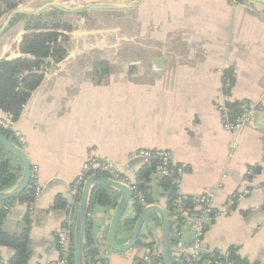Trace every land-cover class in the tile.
Segmentation results:
<instances>
[{"label":"crops","instance_id":"crops-1","mask_svg":"<svg viewBox=\"0 0 264 264\" xmlns=\"http://www.w3.org/2000/svg\"><path fill=\"white\" fill-rule=\"evenodd\" d=\"M133 1L23 0L18 7L34 10L47 3L75 7ZM82 10L83 16L77 15L81 10L63 15L73 25L67 57L56 64L49 61L42 82L15 120V129L25 137L23 150L31 165L39 168L41 192L30 201H10L1 230L14 234L27 226L26 264H56V233L67 224L65 204L83 161L88 156L115 161L120 174L133 182L141 164L129 160L133 151L167 149L174 163L185 164L177 185L184 195L213 191L215 206L222 207L234 193L248 191L229 205L226 216L207 225L203 251L229 255L232 248L238 260L264 264V4L141 0L132 8ZM109 13L122 14L124 27L104 22ZM7 15L0 18V26ZM24 25L17 20L0 35V59L19 54ZM124 47L139 49V55L127 49L123 70L108 73L102 83L95 81L94 61L115 64ZM226 80L229 89L224 88ZM228 101L257 103L253 120L236 132L222 124ZM14 163L16 185L22 167L20 161ZM255 165L261 170L251 175L249 167ZM148 187L154 204L164 208L155 175ZM110 193L116 204L119 193L112 189ZM114 206L89 207L97 264H143L161 251L160 226L151 228L152 248L113 250L107 228ZM132 215L129 203L121 220ZM121 220L116 233L120 243L133 226ZM180 239L185 248L190 247L188 225L182 227ZM13 254L11 247L0 245V263ZM177 261L183 264L182 259Z\"/></svg>","mask_w":264,"mask_h":264},{"label":"trees","instance_id":"trees-1","mask_svg":"<svg viewBox=\"0 0 264 264\" xmlns=\"http://www.w3.org/2000/svg\"><path fill=\"white\" fill-rule=\"evenodd\" d=\"M23 0H0V18L16 9ZM244 1V0H236ZM85 10L77 12V15L83 16ZM65 12L48 8L43 12L36 14H15L13 15L9 26L17 20L24 21V33L18 45L20 57L0 59V112L9 114L12 119L16 120L21 114L23 106L26 104L31 93L40 85L44 78V71L40 70V66L46 67L49 61L56 64L63 60L68 53L69 33L73 29V25L69 20H65L62 16ZM31 56V57H29ZM109 71V63L105 59L94 61L92 64V75L95 81L102 83L107 77ZM232 82V79L230 80ZM242 102L228 101L225 108L229 119L232 120L234 115L239 112V106ZM0 132L6 137L13 139L9 130L0 127ZM14 140V139H13ZM19 159L11 152L0 146V191L9 189L16 181L18 167L14 161ZM155 161L141 163L135 177L133 195L130 199L131 207L134 209V215L121 220L127 226L133 225L138 214L143 209V204L139 198V192L142 199L147 204H154L155 198L151 195L148 182L152 175L158 180L161 195L164 196V209L169 217L171 226L173 224L172 215L177 214L181 208L190 209V201L184 199L182 205H178L175 201V185L171 177L159 176L155 174ZM259 166H250V174L260 172ZM28 191V193H27ZM81 191V190H80ZM110 189L103 186H95L90 196V205L99 204L102 206H114L112 202ZM30 201L32 199V191L29 186L20 194L11 199L2 201L0 206V224L6 214L7 204L14 200ZM160 226L159 218L155 214H151L147 219L143 229L141 238L136 247L152 248L153 242L150 240L151 228ZM90 220L86 219L83 229V263L97 264L100 260L96 259L97 246L96 241L90 231ZM144 239V240H143ZM146 239V241H145ZM175 239L172 236V242ZM28 228L25 226L19 233L8 234L0 228V245L9 246L14 250L13 256L0 264H26L28 251ZM234 250L231 248L228 258L237 262H242L234 256ZM152 264H163L161 251L150 255ZM237 259V260H236ZM183 263V262H182ZM174 264H179L174 261ZM184 264V263H183Z\"/></svg>","mask_w":264,"mask_h":264},{"label":"built area","instance_id":"built-area-1","mask_svg":"<svg viewBox=\"0 0 264 264\" xmlns=\"http://www.w3.org/2000/svg\"><path fill=\"white\" fill-rule=\"evenodd\" d=\"M40 70L45 71L44 66H40ZM230 81L226 80L224 88L229 89ZM222 112L223 127L231 132H236L245 124L253 120L254 112L257 111V103L253 101L242 102L239 106V112L230 120L227 115L225 106ZM0 115V127L9 130L15 143L23 148L25 146V137L19 130L15 129V120L12 117L2 112ZM129 160L138 161L139 163H148L155 161V174L159 176L171 177L175 184V201L178 205H182L184 199L190 201L191 208H181L177 214L172 215L173 224L171 226L172 236L175 241L172 242V255L177 261L182 259L184 264H247L245 262H237L229 259L228 255L219 253H205L202 248V239L206 231L207 225L226 216L230 212V206L236 198L247 194L248 191L243 189L234 193L227 199V204L222 207H216L214 204L215 194L213 191H207L195 196H186L178 188L180 177L186 171L185 164L174 163L171 151L167 149H139L133 151L129 155ZM92 173H101L105 176L118 180L127 184L134 190L133 182H130L126 177L120 174V165L109 159H101L95 156H88L81 165L80 174L74 179L69 190L70 200L66 202L67 209V224L61 227L56 233V243L59 249V258L56 264H73L72 258V236L73 224L75 218L78 197L85 178ZM39 168L36 165H31L29 185L32 190V196H38L41 192V186L38 183ZM139 198L143 207L149 205L142 199V194L139 192ZM133 209V208H132ZM134 211V209H133ZM188 225L191 229L193 241L190 247L185 248L180 239L181 229ZM151 258L147 257L143 264H152Z\"/></svg>","mask_w":264,"mask_h":264},{"label":"water","instance_id":"water-1","mask_svg":"<svg viewBox=\"0 0 264 264\" xmlns=\"http://www.w3.org/2000/svg\"><path fill=\"white\" fill-rule=\"evenodd\" d=\"M141 0H134L131 4H84L75 7H64L56 3H47L42 7L34 10H26L21 7H17L12 10L4 19L0 26V35L5 31L13 15L15 14H36L41 12L45 8H55L63 12H75L82 9H123L135 7ZM264 4L263 0H252ZM21 54H17L8 59L20 57ZM31 57V56H29ZM67 57V56H66ZM63 61V60H62ZM61 61V62H62ZM0 146L4 147L9 152L13 153L21 162L22 172L18 183L9 189L0 191V201H5L13 198L14 196L23 192L29 185L30 182V170L31 162L29 161L27 154L18 146L13 139L6 137L0 132ZM95 186H103L109 189L115 190L119 193V199L117 200L109 224L107 228V242L108 245L115 251L124 252L136 247L139 239L141 238L143 229L147 222V219L151 214H155L159 218L160 224V245L161 253L163 258V264H174L176 261L172 255V230L169 217L165 209L158 204H149L141 210L138 214L135 223L132 226L131 233L125 242H118L116 233L118 225L120 223L123 214L125 213L130 199L133 195V190L127 184H124L118 180L109 178L101 173H92L88 175L81 187V191L78 197V203L75 212L74 224H73V250L72 258L73 264H84L83 263V229L87 219L90 207V196L92 189Z\"/></svg>","mask_w":264,"mask_h":264},{"label":"rangeland","instance_id":"rangeland-1","mask_svg":"<svg viewBox=\"0 0 264 264\" xmlns=\"http://www.w3.org/2000/svg\"><path fill=\"white\" fill-rule=\"evenodd\" d=\"M63 17V16H62ZM123 16L120 13H109L108 16L103 17L104 22H111V21H115L117 23H120L123 27H124V20L122 19ZM67 20V19H66ZM126 20V19H125ZM115 38V37H114ZM108 39H112V38H108ZM128 50L130 49L131 54L133 55H139V49H135V48H127ZM125 47L121 49V51L116 55L118 56V62H116L115 64H109V71H119V70H123L124 64H122L124 56H125V52L126 50ZM98 56H103L102 54L98 53Z\"/></svg>","mask_w":264,"mask_h":264}]
</instances>
